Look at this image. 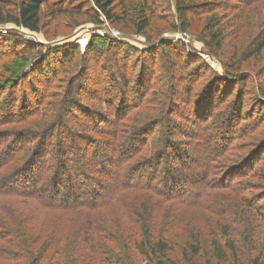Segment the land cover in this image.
I'll use <instances>...</instances> for the list:
<instances>
[{
	"label": "rangeland",
	"instance_id": "obj_1",
	"mask_svg": "<svg viewBox=\"0 0 264 264\" xmlns=\"http://www.w3.org/2000/svg\"><path fill=\"white\" fill-rule=\"evenodd\" d=\"M18 1L0 0V6L14 11ZM126 1L134 21L139 0ZM154 1L159 10L150 28L143 34H138L131 22L112 25L101 18L102 24H95L82 14L84 10L54 18L43 15L38 33L28 32L14 24L0 25V107L4 101L7 102L4 105H9L11 101L16 107L21 103L25 108V101H35L41 95L43 108L47 110L45 116L35 115L29 120L24 118L18 122L15 117L4 120L0 124V135L8 137L18 131L38 133L62 123V130L60 128L59 131L64 133L66 145L78 146L87 153V160L92 161L90 143L106 138L92 134L89 129L94 123L91 118H85L81 108L75 109L73 104L66 103L59 113L61 102L72 98L74 103L100 109L105 91L110 86L106 77L117 70L113 64L115 59L119 62L118 70L126 72L128 80H132L140 70V57L145 67L141 77L147 83V94L142 99L141 108L129 112L121 120L119 130L126 133L132 127L144 125L146 119L151 122V118L155 117H161V121L169 120V124L164 123L166 127L162 123V128L169 129L171 141L188 154L195 153L197 158L201 157L196 171L200 172L206 163L210 164L209 179L213 178L210 188H192V200L200 194L195 205L181 201L167 202L149 192L126 193L121 204L115 203V207L92 214L91 221L100 233L92 241L94 248L87 250L94 258L86 261H82L83 258L78 257L74 249L82 239L80 228L86 222L88 212H49L34 200L16 197H0V211L8 212L16 220L29 216L39 223L45 222L48 231L56 224H68L60 252L52 264H151L150 259L140 255L136 249L144 229L151 239H162L167 244L172 251L167 256L177 264H185L187 258L197 264L207 261L220 264L213 254V243L221 246V264H264V148L250 153L264 142V98L258 91L260 80L257 76L258 72L264 74V51L259 59L244 63L234 53V42L231 40L236 37L239 44H244L260 32L264 4L245 12L240 8L228 10L229 7L225 6L240 5L236 0H198L199 3L223 7L208 16H200L199 21L195 18L192 28L184 33L174 28L180 27L174 0ZM241 16L238 24L241 33L234 29L222 56L211 57L209 50L197 38L198 33L210 17L214 20ZM162 40L170 43L168 60L153 52ZM109 44L112 46L109 47ZM116 44H123L129 49L123 47L118 51ZM90 47L96 48V52L88 51ZM69 51H73L72 54ZM116 51L119 53L113 57ZM69 54L72 55L69 62L60 64L62 58ZM47 61H50L49 70L45 68ZM222 64L227 65L226 71ZM228 65H232V69ZM238 74L250 77L246 85L235 84L233 78ZM227 85L232 95L211 120L202 125H193L186 120L190 105L212 96L214 101L218 100ZM189 89L191 92L187 96ZM35 93L39 95L35 96ZM241 97H245L244 100ZM241 101L245 113L242 118L252 114L254 117L241 122L234 118L232 125L237 138L228 147L215 150L213 140H219L217 123L220 116L229 112L236 114L239 108L234 109L233 106H239ZM257 101L262 103L257 104ZM62 114L63 117H59ZM160 131L157 129L151 136L144 156L153 151ZM83 136H88L91 142ZM46 159L50 162L51 156ZM53 165L54 162L50 164L51 167ZM195 167L180 169L182 173L190 174ZM229 171L235 176L230 182L227 181ZM227 243L235 250L233 256L226 248ZM2 250L6 253L12 251L5 241H0V252ZM0 264H4L1 258Z\"/></svg>",
	"mask_w": 264,
	"mask_h": 264
},
{
	"label": "trees",
	"instance_id": "obj_2",
	"mask_svg": "<svg viewBox=\"0 0 264 264\" xmlns=\"http://www.w3.org/2000/svg\"><path fill=\"white\" fill-rule=\"evenodd\" d=\"M236 1L240 5L225 4V6L229 7L228 10L240 8L249 12L258 8L257 6L260 4H264V0ZM174 2L176 18L180 25V27L174 28L184 33L192 28L195 18L199 21L200 16H208L223 7L212 3H199L198 0H174ZM79 10H84L82 14L88 16L95 24H102L101 18L112 25L131 22L134 30L138 34H143L150 28L159 7L154 0H139L133 21L132 10L126 0H19L14 11L6 10L0 6V25L14 24L28 32L38 33L43 15L54 18L59 15L78 13ZM225 18L212 20L210 17L203 30L198 33L197 38L209 50L211 57L222 56V52L227 46L226 42L233 35L234 29V31L238 30V34L241 33L238 24L242 16L226 18L227 20ZM259 27H261L260 32L258 31L255 37L247 43L239 44V39L236 37L231 39L234 42L232 45L234 53L244 63L251 59H259L264 51V20ZM116 45L118 51L123 47L128 48L123 44ZM169 45L170 43L167 41H159L153 52L160 53L163 58L168 60ZM110 46L112 45L109 44ZM88 51L96 52V48L90 47ZM51 52L52 50L49 51L50 54ZM69 52L72 54L73 51ZM113 53L114 57L119 52ZM140 54H143V51H140ZM69 55L63 57L60 64L69 62L72 57ZM116 60L113 64L117 70L112 71L106 77L110 81V86L105 91L106 96L100 109L74 103L72 98L66 102L62 101L58 109V112L61 113L62 109L66 107V103L67 105L73 104L71 106L75 109L81 108L85 113V118H89V120L91 118L94 123L89 129L92 134L97 133V135H103L106 138L104 141L90 143L89 148L93 149V155L90 156L92 161L87 160V153H84L78 146L66 145L64 133L59 131L60 128L62 130V123L53 129H45L38 133L18 131L8 137L3 136L5 134L0 135V197L34 200L49 212L58 211L64 214L88 212V218L80 228L82 239L75 247V249L78 248L74 249V253L83 258L82 261L94 258L89 255L87 250L94 248L92 241L96 234L100 233V229L91 221V217H94L92 214L115 207V203L121 204L126 193L132 191L149 192L167 202L181 201L195 205L199 202L200 194L192 200L194 193L192 188L194 187L196 190L198 188L208 189L213 179H209L211 176L210 164L206 163L200 172L196 171L200 167L201 157L197 158L195 153L188 154L180 148V145L171 141L169 129L162 128L166 127L164 123L169 124V120L161 121V117H155L151 118L150 122L149 119H146V124L143 123L144 125L140 127H132L130 131L121 133L119 130L121 120L129 112L140 109L143 105L142 99L147 94V83L141 77L142 73L144 75L143 70L145 69L142 58L138 59L141 64L140 70L132 80H128L126 72L118 70L117 63L119 62ZM47 62L48 66L45 68L49 70L50 61ZM222 65L226 71L227 65ZM228 68L232 69V65H228ZM263 75L261 72L257 73L260 80L258 91L262 98H264ZM233 80L235 84L244 86L250 77L238 74ZM190 90L186 92L187 96L190 95ZM228 90H230L229 85L216 101L212 96L213 98L207 97L200 103L195 102V105H190L186 120L193 122V125L197 123L202 125L205 121L211 120L217 114V110L232 95ZM37 95L39 94L35 93V96ZM39 98L40 101H38ZM39 98L32 102L29 101L30 103L25 101L27 105L25 108L23 105L21 106V103L16 107L15 102L10 101L9 105H4L7 103L5 101L2 102L0 124L12 117L17 118L18 120L15 121L19 122L24 118L31 119L39 114L45 116L47 110L45 111L46 108H43L41 95ZM241 98L244 100L245 97ZM242 103L241 101L239 106L237 104L233 106L234 109L235 107L239 108L236 114L231 115L229 112V114L220 116L221 119L217 123L219 140H213L215 150L228 147L232 140L237 138L232 125L234 118L241 122L254 117L252 114L247 118H242L245 114L242 111ZM258 103L262 102L257 101ZM59 117L62 118L63 114ZM142 120L144 121V119ZM157 129L161 130L160 133L158 132L159 140L153 145V151L147 154L148 156H144L143 152ZM82 138H85L87 142L89 140L88 136ZM92 140L94 141V139ZM258 148H264V142L256 146L250 153ZM48 155L51 156L50 162L46 159ZM52 162H54L53 167L50 166ZM193 165H196L195 171L193 168L191 169L193 172L190 174L182 173L181 167ZM229 170H234V168ZM229 172L227 181L230 182L235 176L232 174L233 172ZM197 199L198 202H196ZM38 223V220L29 216L16 220L8 212L0 211V241H5L12 250L7 253L5 250L0 252V258L4 264L53 263L60 252L63 234L68 224L66 223L65 226L56 224L50 229L51 231H48V224ZM141 234V239L136 243V249L140 255L150 259L151 264H177L167 256L172 251L162 239H151L146 229L141 230ZM212 248L215 258L221 264L223 261L221 246L218 243H213ZM226 248L232 256L236 254L233 246L229 243ZM184 263L197 264L189 258ZM205 264H211V262L207 261Z\"/></svg>",
	"mask_w": 264,
	"mask_h": 264
}]
</instances>
